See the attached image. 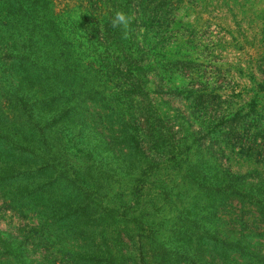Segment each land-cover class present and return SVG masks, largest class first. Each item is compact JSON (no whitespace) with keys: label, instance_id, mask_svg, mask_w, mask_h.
Segmentation results:
<instances>
[{"label":"rangeland","instance_id":"374dc122","mask_svg":"<svg viewBox=\"0 0 264 264\" xmlns=\"http://www.w3.org/2000/svg\"><path fill=\"white\" fill-rule=\"evenodd\" d=\"M0 264H264V0H0Z\"/></svg>","mask_w":264,"mask_h":264},{"label":"clouds","instance_id":"9594fccd","mask_svg":"<svg viewBox=\"0 0 264 264\" xmlns=\"http://www.w3.org/2000/svg\"><path fill=\"white\" fill-rule=\"evenodd\" d=\"M133 19L132 16H129L123 10H116L110 19V25L114 29H120L121 38L127 40L130 38Z\"/></svg>","mask_w":264,"mask_h":264}]
</instances>
